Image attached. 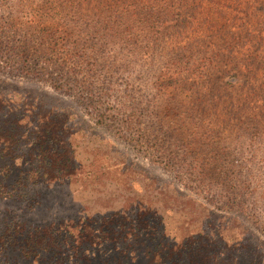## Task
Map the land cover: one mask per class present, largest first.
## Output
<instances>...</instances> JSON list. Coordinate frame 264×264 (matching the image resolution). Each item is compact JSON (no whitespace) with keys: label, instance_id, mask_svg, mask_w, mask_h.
<instances>
[{"label":"rangeland","instance_id":"1","mask_svg":"<svg viewBox=\"0 0 264 264\" xmlns=\"http://www.w3.org/2000/svg\"><path fill=\"white\" fill-rule=\"evenodd\" d=\"M69 1L0 0V102L61 107L76 144L71 163L0 151V264H264L263 65L244 76L264 44L230 39V9L206 22L217 0H143L142 26ZM127 115L138 149L103 128Z\"/></svg>","mask_w":264,"mask_h":264},{"label":"trees","instance_id":"2","mask_svg":"<svg viewBox=\"0 0 264 264\" xmlns=\"http://www.w3.org/2000/svg\"><path fill=\"white\" fill-rule=\"evenodd\" d=\"M25 3L22 4L23 8H26L29 0H23ZM85 7L88 9H98L102 12H110L113 9H123L126 7L136 6V9L140 13V17L136 16V11L130 12L127 20V25H133L139 23V25H148L152 23L148 17V6L143 4V0H85ZM212 1V0H211ZM94 2V3H93ZM232 4L227 5L229 0H217L215 4L217 5L218 12H212L209 10V16L206 22L217 26L219 23L224 25V16L221 17L223 9H230L232 13L236 12L231 18V26L235 30H229L230 39L232 41H249L252 44H264V0H231ZM68 9L81 8L84 3L75 2L71 0L67 2ZM197 3H194L195 6ZM198 6V5H197ZM237 12L241 13V17H238ZM136 16V17H135ZM217 16L220 22L217 21ZM180 26L184 27V18L180 20ZM223 27L224 26H220ZM251 54V64L252 68L247 70V78L256 75L257 69L263 65L264 67V54ZM262 60V61H261ZM262 86V85H261ZM259 87L251 85L250 96L254 95L258 91ZM23 96V95H22ZM20 98L21 95L19 96ZM36 106L27 103V98L21 101H9L4 100L0 102V151L9 150L10 154L13 153L12 160H16L15 164H10L12 166L19 165L23 158V161L36 160L39 162H45L46 164L64 162V160H73L76 153V144L74 145L73 140L69 137V128L65 127L66 117L68 113L60 107L58 111L55 107H51L48 110L43 111L42 109L35 110ZM60 114V115H59ZM100 115L98 122L102 123L104 120L103 114ZM259 115L264 116V111ZM131 116L127 115L124 123H120V127L117 124H103V128L111 127L116 130V132L125 134L126 144L129 147L135 149L140 148L142 142L139 139L130 138V132L133 130V125L131 124ZM105 121V120H104ZM104 123V122H103ZM64 124V126H63ZM105 126V127H104ZM108 129V128H106ZM255 131V128L254 130ZM252 134V133H251ZM129 137V140L127 139ZM11 147H13L11 149ZM16 152V153H15ZM2 158V156H0ZM150 161L159 162L165 167L174 168V160L167 157H155L150 158ZM71 161L69 163H71ZM80 165L79 168H82ZM81 170H75L68 166L67 169L57 171L54 177H64L65 179L73 180L78 179L81 185L87 182L83 181L80 175ZM72 174V175H70ZM8 176L0 178V186L3 185L4 180ZM13 180V179H12ZM38 248V249H36ZM40 247L36 244H29L28 241L24 244L22 251L25 254H34L35 251L39 250ZM64 253L67 252V248L62 250ZM170 255L164 253L158 254L157 263L163 264ZM170 258V257H169ZM179 260H172L169 264H180ZM186 264H195L194 260H188ZM59 264V263H57ZM183 264V262H182Z\"/></svg>","mask_w":264,"mask_h":264}]
</instances>
